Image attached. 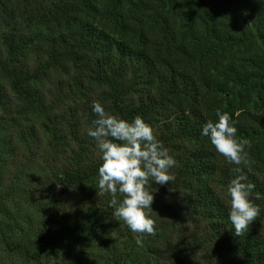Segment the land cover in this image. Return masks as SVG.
<instances>
[{
    "label": "trees",
    "instance_id": "trees-1",
    "mask_svg": "<svg viewBox=\"0 0 264 264\" xmlns=\"http://www.w3.org/2000/svg\"><path fill=\"white\" fill-rule=\"evenodd\" d=\"M0 6L8 28L0 33L1 74L28 110L45 106L32 84L68 63L79 71L77 88L84 82L107 88L112 114L129 121L136 116L161 120L157 139L167 149L181 141H191L194 147L176 149L173 181L150 187L152 192L175 194L167 200L153 194V211L197 215L207 221L209 240L220 243L240 264H264V235L251 224L242 236H235L228 204L218 192L234 178L236 165L201 135L217 109L236 121L237 136L249 141L241 168L246 182L255 185L253 202L264 214V199H255L257 192L264 196V0H0ZM28 50L36 53L33 69L23 64ZM5 98L0 86V100ZM86 109L93 125L96 115L91 107ZM47 120L45 128L58 153L63 149L57 145L64 146L68 137L78 147L70 150V163L59 172V191L52 188L50 195L61 197L83 183L94 184L99 153L85 148L87 141L72 125L69 136L62 132V117ZM34 138L33 127L20 134L22 142ZM109 199L101 195L102 208L81 214L57 208V201L32 208L23 220L32 223L28 238L19 222L8 223L10 212L0 207L6 219L0 220V247L20 254L23 262L40 264L45 250L60 240L79 242L100 232L113 212ZM151 218L155 235L134 234L144 242H157L165 233L162 220L152 213ZM180 236L175 242H154L147 252L169 260L198 247L196 237ZM122 255L112 264H123L128 254Z\"/></svg>",
    "mask_w": 264,
    "mask_h": 264
},
{
    "label": "rangeland",
    "instance_id": "rangeland-1",
    "mask_svg": "<svg viewBox=\"0 0 264 264\" xmlns=\"http://www.w3.org/2000/svg\"><path fill=\"white\" fill-rule=\"evenodd\" d=\"M2 16L0 6V33L8 30ZM22 31L23 28L20 29V32ZM25 55L23 64L28 69L35 68L36 53L28 50ZM78 72L75 67L66 63L51 69L34 82L32 86L41 92L45 106L32 111L26 108L22 100L15 97L0 70V86L6 94L5 100H0V207L10 212L8 223L19 222L20 226L27 230V238L32 230V223H24L23 220L25 212H32V208H46L54 201L58 202L57 208H68L70 213L81 214L94 206L102 208L100 204L103 194L98 193L96 181L94 184L83 183L78 189L70 190L61 197L55 196V198L49 193L52 188L55 189L56 194L59 191V172L70 163L72 157L70 150L72 148L77 150L78 147L71 137H68L65 143L63 142L64 146H60L62 143L57 145L63 149L62 154L58 153L54 149L55 142L52 140V135L45 128L48 123L47 118L62 117V132L69 136L68 124L72 125L77 129L78 137L87 141L85 148L96 154L98 150L95 141L87 135L88 128L93 125L89 122L91 112L86 108H92L93 103H101L107 112H110L111 108L105 86L84 82V87L81 89L74 85ZM94 118L97 117L92 116L91 119ZM145 121L153 128L158 138L162 121L158 122L154 119ZM30 127L35 129L36 138L33 141L22 142L20 134L27 133ZM179 147L190 151L194 143L191 141L176 143L175 148H168L169 154L175 158L176 149ZM218 192L228 204L226 189L221 188ZM153 194L166 200L175 196L173 191L170 195H163L160 189L153 191ZM151 213L166 226L164 235L162 238L161 236L157 238V242H144L135 237V233L131 232L123 222L110 215L100 232L93 233L79 242L62 239L53 244L43 253L40 264H112V261L121 254L124 256L128 254L127 257H123L125 259L123 264H240L237 257L224 251L220 243L209 240L206 220L197 215L183 216L179 212L170 213L160 209ZM0 220L6 221L1 216ZM252 227L264 235V214H260L253 221ZM178 235H181L183 240H193L192 236L196 237L198 247L188 251L183 257L178 258L174 255L169 260L147 252L154 242L159 245L164 244L166 240L175 242L179 238ZM137 240L141 243L138 244ZM27 263L31 264V262H23L20 254L11 253L0 247V264Z\"/></svg>",
    "mask_w": 264,
    "mask_h": 264
},
{
    "label": "clouds",
    "instance_id": "clouds-1",
    "mask_svg": "<svg viewBox=\"0 0 264 264\" xmlns=\"http://www.w3.org/2000/svg\"><path fill=\"white\" fill-rule=\"evenodd\" d=\"M92 111L97 118L87 135L95 141L101 161L96 177L98 193L110 196L111 214L131 232L155 235V221L151 218L154 195L149 189L153 183L165 185L175 179L170 170L176 160L142 117L129 121L107 112L101 103H93ZM235 124L229 113L217 109L215 119L202 126L201 135L227 162L236 165L226 195L228 220L239 237L258 218L261 208L253 202L255 185L246 182L241 168L246 163L249 141L237 136ZM255 199L264 196L257 192Z\"/></svg>",
    "mask_w": 264,
    "mask_h": 264
}]
</instances>
